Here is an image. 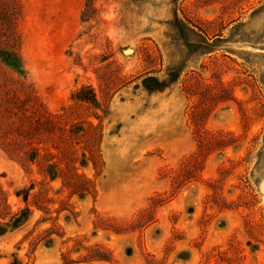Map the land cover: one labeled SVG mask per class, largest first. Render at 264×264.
<instances>
[{"label":"rangeland","instance_id":"obj_1","mask_svg":"<svg viewBox=\"0 0 264 264\" xmlns=\"http://www.w3.org/2000/svg\"><path fill=\"white\" fill-rule=\"evenodd\" d=\"M24 208L0 264H264V0H0Z\"/></svg>","mask_w":264,"mask_h":264},{"label":"trees","instance_id":"obj_2","mask_svg":"<svg viewBox=\"0 0 264 264\" xmlns=\"http://www.w3.org/2000/svg\"><path fill=\"white\" fill-rule=\"evenodd\" d=\"M151 89L150 87H148ZM77 97L82 100H89L94 101L96 99V96L94 92H91V95H87L84 92V88L80 89L77 92ZM91 154V157H94L99 161L100 153H99V139L95 140L93 143V146L91 147V150L89 151ZM50 173H52V170H48ZM55 175V174H53ZM57 176V175H55ZM54 177V176H53ZM25 201H28L29 194H25L24 196ZM30 210L29 208H24L19 210L18 212L14 213L9 220L5 222L0 223V234H4L8 231H11L17 227H19L24 221H26L29 218Z\"/></svg>","mask_w":264,"mask_h":264}]
</instances>
